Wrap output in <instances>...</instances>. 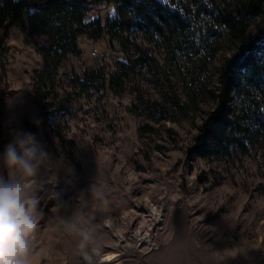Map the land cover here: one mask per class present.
<instances>
[{
  "label": "rangeland",
  "instance_id": "374dc122",
  "mask_svg": "<svg viewBox=\"0 0 264 264\" xmlns=\"http://www.w3.org/2000/svg\"><path fill=\"white\" fill-rule=\"evenodd\" d=\"M117 16L115 4L87 13L78 53L49 71L40 94L45 116L33 94L48 37L10 30L0 67L5 148L30 133L48 157L33 193L43 218L30 264H103L92 247L115 255L109 264H264V102L261 124L244 144L228 128L208 156L191 151L216 105L226 35L179 57L165 41L106 24ZM228 106L240 114L234 98ZM0 175L9 177L2 160ZM150 207L162 211V221L148 245L134 230L138 221L142 230ZM74 212L93 234L87 261L81 237L61 223Z\"/></svg>",
  "mask_w": 264,
  "mask_h": 264
},
{
  "label": "trees",
  "instance_id": "16d2710c",
  "mask_svg": "<svg viewBox=\"0 0 264 264\" xmlns=\"http://www.w3.org/2000/svg\"><path fill=\"white\" fill-rule=\"evenodd\" d=\"M117 6L118 16L106 21L111 26L139 30L149 41H165L175 55L188 58L201 52L211 37L225 36L230 45L218 69L216 105L199 125L191 151L205 157L211 144L219 146L226 130L232 141L244 144L252 126L261 124L264 102V0H5L0 4V67L5 64L10 30L19 29L28 38L47 35L43 68L35 72L33 98L42 116L43 86L55 61L79 51L86 15L93 10ZM260 18V20H256ZM99 28L102 22L97 19ZM92 22V23H94ZM256 23L254 29L250 25ZM226 28L225 34L222 32ZM57 65V64H56ZM53 66L56 68L57 66ZM45 92V91H44ZM43 92V93H44ZM7 91L0 76V153L8 140L5 132ZM230 98L238 103L240 114L230 115ZM241 119L243 122H241Z\"/></svg>",
  "mask_w": 264,
  "mask_h": 264
},
{
  "label": "clouds",
  "instance_id": "9594fccd",
  "mask_svg": "<svg viewBox=\"0 0 264 264\" xmlns=\"http://www.w3.org/2000/svg\"><path fill=\"white\" fill-rule=\"evenodd\" d=\"M47 158L30 133L18 136L0 157L9 170L7 179L0 175V264H30L34 236L43 218L33 193L36 177ZM61 223L69 234L81 237L78 246L84 259L90 260L87 249L93 244V234L86 227L85 218L74 212L61 218ZM92 252L99 255L96 247H92Z\"/></svg>",
  "mask_w": 264,
  "mask_h": 264
},
{
  "label": "bare ground",
  "instance_id": "6f19581e",
  "mask_svg": "<svg viewBox=\"0 0 264 264\" xmlns=\"http://www.w3.org/2000/svg\"><path fill=\"white\" fill-rule=\"evenodd\" d=\"M151 212L153 213L152 215H149L142 225V230H139V221L136 222V228H135V234L139 236V241L141 243H146V244H151L152 243V238H151V233L153 230L156 229L157 226H159L160 222L162 221V211L161 210H155L154 207H150ZM150 212V211H149ZM133 220L138 219V214L134 213V210L131 211ZM130 214V215H131ZM149 214V213H148ZM127 215V214H126ZM128 217V216H127ZM130 219H132L130 217ZM129 219V220H130ZM131 224V223H130ZM140 232V233H139ZM190 242V241H188ZM189 244H192L191 242ZM191 250V249H190ZM194 250V247H193ZM192 251V250H191ZM196 251V250H195ZM194 252V251H193ZM192 252V253H193ZM94 255L99 259V261L103 264H109L111 259L115 256L111 253L108 254H99L98 256L94 253ZM195 255V254H194ZM180 257V256H179Z\"/></svg>",
  "mask_w": 264,
  "mask_h": 264
}]
</instances>
